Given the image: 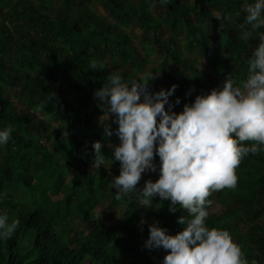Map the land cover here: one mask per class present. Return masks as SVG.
<instances>
[{"label":"trees","instance_id":"16d2710c","mask_svg":"<svg viewBox=\"0 0 264 264\" xmlns=\"http://www.w3.org/2000/svg\"><path fill=\"white\" fill-rule=\"evenodd\" d=\"M152 1L158 9L167 11L166 17L162 19L173 26L179 25L178 33L188 42V46L205 55L213 69L207 70L204 66L199 68L194 66L195 60L181 57L180 47L171 36L161 38L163 35L159 26L163 20L155 21L152 12L131 7L128 0H101V4L108 15L119 23H126L127 18L132 16L137 21V26L150 32V36L146 37L148 43L155 45L166 62L173 63L180 69L183 76L178 83L180 87L190 84L197 93L206 94L202 80L207 79L216 87L222 86L224 78L230 76H233L237 83L243 80L247 72L246 59L259 43L257 32H264V27L252 30L250 25L246 24V12L241 9L243 0H194L192 9L182 0H166L163 4L160 0ZM208 5L215 7L218 13L207 9ZM19 7L31 9L19 11ZM2 8L7 9L9 20L5 21L6 26L0 35V128L11 126L13 131L9 142L2 145L8 152L3 155L6 158L4 163L0 164V214H7L9 224L13 220L18 221V224L10 237L0 239V264H161L163 249H148L143 246L147 239L148 226L158 221L159 226L166 228L168 234L175 235L184 227L178 224L177 220L182 215L186 216L187 211L178 204L172 206L176 208L175 211H170V201L161 200L158 196L152 198V204L148 207L140 206L134 199L130 202L117 201L114 197L115 189L109 187L106 193L114 198L111 205L123 207V213L114 224L102 218L94 219L91 217V210L97 205L100 196V193L95 191L102 182H107V172L103 167H99V173L94 175L77 171L78 176L85 178L91 193L85 194L74 180L72 187L78 198L72 205V210L89 227V232L70 235L67 228L69 203L63 213L53 203L47 209L41 207L46 196L45 191L37 193L40 188H45L40 184L46 178H55L54 174L60 169L56 168V159L38 141L37 136L40 135L39 132L53 136L64 156L68 155L69 151L75 152V146L82 148L89 154L90 164L93 160L91 144L75 135L64 138L61 132H57L58 129L50 125L45 127L43 119L34 120L29 111L22 114L15 112L12 103L3 94L8 84L30 89L39 94L41 100L46 101L49 106L73 120L86 126H96L91 112L80 104L73 105L67 95L59 96L50 91L45 80L54 77L61 66L66 65L67 73L73 80L80 81L86 76L89 87H101L114 69L107 65L80 62L81 56L88 52L89 47L94 53L99 49L105 50V53L111 51L119 55L121 62L132 58L134 65L142 64L140 52L130 44L126 34L93 14L84 5L83 0H63L56 10V18L41 11V5L34 7L27 0H0V11ZM218 15L220 20L216 18ZM60 18L62 22L59 23ZM242 25L252 32L247 40L241 38ZM89 28H96L89 30L95 39L94 42L89 38L81 40L73 35L82 34L83 29ZM14 33L24 42L31 41V44L39 45V50L22 45V51L18 50L16 56L17 63L15 61L6 66L4 61L11 50V43H21L15 40ZM110 40L116 42L113 47L108 46ZM58 41L69 47L68 60L64 64L59 60L60 57L51 59L58 62H50L47 69L40 59L41 54L46 52L48 57H55L47 47ZM215 43L224 49L225 56L219 52ZM118 71L125 80L134 79V72L124 67ZM186 71L193 73L194 78L188 79ZM172 72L176 74V71ZM150 78L141 80L147 82L146 85L149 82L157 85L156 80ZM84 89L85 87L81 88ZM191 102L192 98H184L174 107L182 111L184 103ZM110 120L112 121L113 117ZM101 151L106 158L111 159L112 149L103 146ZM17 154L30 156V160L36 163L34 175L37 177L38 186L31 184L34 176L21 171L19 161L15 158ZM112 163L119 175V161L112 160ZM239 171H244V176H239ZM236 173V187L228 189L225 197L221 196V190L213 192L209 197L212 200L209 211L215 202L221 203L224 210L218 215H211L209 212L206 224L209 227L227 228L230 232L236 229V242L241 246L248 264H264V151L249 153L237 167ZM157 178L158 174L151 179L155 181ZM136 187L140 188V185L137 184ZM20 190H23L28 198L27 201L20 199L21 209L13 211L15 206L10 203L9 196L11 192ZM223 213L231 214V222L220 225L219 216ZM144 220L148 225H142ZM240 223L246 225L243 233L237 229Z\"/></svg>","mask_w":264,"mask_h":264},{"label":"clouds","instance_id":"9594fccd","mask_svg":"<svg viewBox=\"0 0 264 264\" xmlns=\"http://www.w3.org/2000/svg\"><path fill=\"white\" fill-rule=\"evenodd\" d=\"M241 9L252 30L264 27V0H243ZM216 18L221 19L219 15ZM241 28V38L249 39L252 32L243 25ZM257 35L259 43L246 59L243 80L237 83L230 76L222 86L184 103L179 113L172 109L180 104V98L169 100L175 84L149 93L147 82L125 80L119 71H113L94 93L105 113L101 121L111 114L117 125L110 129L105 123L104 133L114 134L119 144L109 145L112 157L108 159L101 142H93L92 168L105 166L108 160L119 161V175L111 181L115 199H134L148 207L158 196L170 201V211H175L172 206L177 204L187 211L178 218L177 223L184 227L175 235L168 234L158 221L148 226L143 246L167 250L161 264H248L231 232L209 227L206 219L211 194L235 188L241 161L249 153L264 151V32ZM12 131L11 126L0 128V146L9 142ZM154 155L159 158L158 178L137 188L142 173L157 171ZM7 220V214H0V239L10 237L18 224Z\"/></svg>","mask_w":264,"mask_h":264},{"label":"rangeland","instance_id":"374dc122","mask_svg":"<svg viewBox=\"0 0 264 264\" xmlns=\"http://www.w3.org/2000/svg\"><path fill=\"white\" fill-rule=\"evenodd\" d=\"M31 5L37 7L41 5V11L47 12L52 18H56V10L60 6L63 0H27ZM84 5L96 16L101 19H104L106 22H109L115 25L116 29H119L123 34H126L130 40V44L135 47V49L140 52L142 58L141 65H134L132 63V58H128L126 61L121 62L119 55L109 51L105 53V50L99 49L97 53H94L93 49L89 47L88 52L81 56L80 62L89 63L92 65L99 66H109L113 68L114 71H118L120 69L126 68L132 72H134V78L137 79H147V77H151L156 80L157 85L153 82H149L146 85V89L149 93L157 92L160 89L167 90L171 85L175 84L177 87L174 90L172 96L169 97L170 101H174L176 97L180 98L182 101L184 98H192L194 100L196 95H201L194 90L190 84H183L181 87L179 86V82L182 80V74L180 69L174 65L173 63L166 62L163 58V55L158 51L153 43H148L146 37L150 36V32L145 31L141 27L137 26V21L129 16L127 18L126 23H119L117 19L108 15L106 10L102 7L101 0H83ZM182 2L187 5L190 9L194 6V0H182ZM252 2V0H249ZM129 6L135 7L137 9H145L154 14L155 21H160L162 18L166 17L167 11L165 9H158L152 0H128ZM19 11H27L31 9V7L23 9L22 7L18 8ZM207 9L211 10L214 13H218L215 10V7L208 5ZM8 19L7 9L2 8L0 11V35L1 31H3L4 26H6L5 21ZM59 23L62 22V18L59 19ZM163 20V19H162ZM161 22V21H160ZM162 37L166 38L167 36H171L177 45L180 47V56L188 57L190 60H195L194 66H204L207 70L213 69L210 60L202 55L199 51L194 48H190L188 42L183 39V36L178 33L179 25H171L170 23L163 20L159 26ZM96 28L83 29L82 34H73L76 35V38L83 40V38H89L90 41H95L92 37L89 30ZM72 37V35H71ZM15 40L20 41L21 43H11L10 51H8V55H6V61L4 64L9 66L14 63L16 60V56L18 55V50L22 51V45L27 48H34L39 50V45L31 44V41L24 42L22 38L14 33ZM114 40H110L108 42V46L113 47L115 45ZM216 48L219 49V52L225 56L224 49L215 43ZM48 50H51L55 57H48L46 52H42L41 57L37 54V57L44 62V66L49 69L50 62L54 61L51 59H56L60 57V61L64 62L68 60V46L57 42L47 47ZM24 53V52H23ZM113 56L114 58H111ZM132 56V55H131ZM50 59V60H49ZM58 62V61H54ZM203 67V68H204ZM172 71H176V74H173ZM185 75L188 79L194 78L193 73L190 71H186ZM218 78V75L215 76ZM229 78V77H227ZM227 78H224L226 80ZM47 83L49 90L54 92L55 94L67 95L68 100L73 104H80L85 110L91 112L94 115L96 120V126H86L80 122L73 120L71 117L61 113L56 108H53L47 104L46 101L41 100L39 94L33 92L30 89H21L10 84L7 85L3 94L4 96L10 100L14 111L22 114L27 111L31 113V117L34 120L43 119L45 122V127L47 125L52 126L53 128L58 129L57 132H61L64 138L69 135L78 136L88 143L92 145L93 142L99 141L101 144L107 149H112L109 145H118L119 140L113 134L111 136H107L104 133V124L107 123L110 126V129H115L117 125L113 123L110 119L113 117L109 114L107 121H101L103 119L104 110L101 107V102L95 97L94 93L97 89L100 88L99 85H94L93 87H89L90 83L86 76H84L83 80L75 81L71 76L68 75L66 65L61 66L59 72H57L54 77H49L45 80ZM203 89L206 93L214 87H216L213 83L209 82V80H202ZM82 87H85L84 90H81ZM191 90L190 95H185L186 92ZM48 105V106H47ZM167 107V106H166ZM173 112L179 113V108L173 107ZM48 115H52V117H48ZM101 118V119H100ZM50 131V130H48ZM55 133L56 131L53 130ZM39 136H37L38 141L49 151V153L56 159L57 165L56 168L60 170L57 171L54 176L55 178H46V180L41 183L45 187L43 190L40 188L37 193H41L45 191V199L42 202V209H47L50 207V204H55L60 212H64L68 206L69 208V221H67V228L70 232V235L89 232V227L81 220L80 217L77 216L72 210V205L77 202V193L73 190L72 182L75 180L78 187L84 191L85 194H90V190L88 189L89 185L86 183L85 178L82 175H77V171H85L88 175L98 174L96 168H92V164L88 162V153H85L82 148L75 146V152H67L68 155H63L60 148L56 145L55 139L50 134H42L39 132ZM100 136V138H99ZM8 152L5 147L0 146V164L4 163L6 159L3 155H6ZM38 156V155H37ZM16 161H19L18 164L21 168V171H26L28 175L34 176L31 184L34 186H38L39 183L37 181V177L34 175L35 172V162L30 160V156H23L22 154L15 155ZM109 159V158H108ZM110 161L105 162V166L101 165L106 172L107 182H102L99 188L95 192H99L100 196L98 197V203L91 210V217L94 219L102 218L105 221L114 224L117 221V218L122 215L123 211L121 206L111 205V200L114 198L112 195H107L106 191L111 187V181L114 176L118 175V170L115 168V165ZM153 163L157 166V171H145L141 174V179L138 181V185L140 188L143 187L144 182L146 180L151 179L154 175L158 174L159 168V158L158 156L153 157ZM109 164V165H108ZM108 165V167H107ZM239 176H244V171H239ZM58 176L56 177V175ZM237 175V173H236ZM152 180V179H151ZM228 191L227 188L222 189L220 191L221 196L225 197V193ZM27 195L23 190L18 192H11L9 196V201L11 204L15 206V210L19 211L21 209V204L19 203L20 199L22 201H27ZM5 210L7 208H4ZM224 210V206L221 203L215 202L211 210L209 211L211 215H218L221 211ZM219 216V224L231 222L230 215L221 214ZM264 220V219H263ZM142 225H148V222L144 220ZM238 231L241 233L245 232L246 225L244 223H240L237 227ZM236 229L232 230V236L237 241V236L235 235ZM134 234H136L134 232ZM139 234V233H138ZM149 230L146 232L148 237ZM130 236V232L128 233ZM164 255L167 250H164Z\"/></svg>","mask_w":264,"mask_h":264}]
</instances>
